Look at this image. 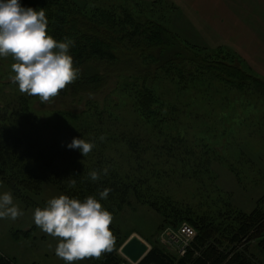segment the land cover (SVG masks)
<instances>
[{"label": "rangeland", "instance_id": "374dc122", "mask_svg": "<svg viewBox=\"0 0 264 264\" xmlns=\"http://www.w3.org/2000/svg\"><path fill=\"white\" fill-rule=\"evenodd\" d=\"M20 1L25 7L45 10L47 31L53 37V18L41 0ZM63 3L70 5L78 17L94 16L101 27L107 26V20L117 22L127 11L152 20L167 27L189 49L187 60L195 56L198 62L213 60L217 66L233 65L264 82V60L256 59L252 66L245 59L252 60L251 53H244L240 46V40L246 38V27H252L257 35L246 33L264 48V10L258 3ZM104 15L112 18L103 19ZM124 52L123 60L131 59L128 70L107 69L104 89L95 94H75L70 84L49 103L20 93L9 79L14 61L0 57V109L12 110L16 105V111L24 114L23 120L14 117L10 122L13 130L22 134L24 146L6 166L0 163V170L3 168L4 173L17 180L36 184L34 191L22 192L29 201L13 196L22 216L16 220L0 219V256L12 264H64L54 252L57 240L43 233L32 215L36 207H45L50 198L60 194L81 200L87 197L69 191L65 179L75 180V167L84 173L82 179L92 170L107 167L108 173L115 171V176L128 186L124 204L120 200L98 199L114 217L110 225L115 236L114 250L99 260L87 259L77 264H99L114 256L125 260L119 249L132 235L143 239L150 250H162L179 261L185 256L178 253L176 234L184 223L192 226L191 222L218 229L216 235L222 239L218 250L225 254L226 263L246 247L229 240L242 217L264 218V95L254 90L256 84H238L227 76L200 70L198 62L164 68L143 64L141 56ZM143 90L150 91L153 97L150 111L139 107L141 100L137 96ZM101 136L103 140L99 139ZM73 138L94 142L95 147L84 157L78 149L67 147ZM133 139L137 140L136 148L128 144ZM96 152L99 155L93 156ZM2 176L0 194L10 192ZM94 190L99 193V188ZM194 229L197 236L198 230ZM195 240L189 243L187 253L193 250ZM261 240L264 236L248 245L247 257L255 264H264Z\"/></svg>", "mask_w": 264, "mask_h": 264}, {"label": "trees", "instance_id": "16d2710c", "mask_svg": "<svg viewBox=\"0 0 264 264\" xmlns=\"http://www.w3.org/2000/svg\"><path fill=\"white\" fill-rule=\"evenodd\" d=\"M63 1L41 0L43 6L47 8L51 18H53L51 25L53 38L60 41L68 37L74 41L70 54L74 58V67L80 69L77 80L71 84L75 94H78V92L95 94L104 89L107 82V69L109 70V68H113L117 72L120 68H122V71H127L128 68L126 66L130 65L131 59L123 60L124 56L122 53L124 50L125 54L131 51L129 53L141 56L143 64L148 62L151 65L156 64L164 68L174 67L177 63L189 62L190 64H195L198 62L195 56H191V59L187 60L189 49L184 48L178 38L174 37L167 27L161 26L152 20L135 17L127 11L122 14V18H118L117 22L107 20V23H105L107 26L101 27L98 19L94 16L90 19L78 17L72 13L70 5L64 4ZM102 18L110 19L112 16L104 15ZM102 66H107L108 68L102 69ZM197 66L200 70L217 73L218 76H227L229 79L237 81L238 84H246L251 81L256 84L254 90L264 95L263 81L251 78L250 75H247L241 69L234 68L233 65L223 67L217 66L213 60L211 62L200 60ZM214 67L217 69H214ZM239 87L243 86L239 85ZM149 92L143 90L141 95L138 92V100H141L139 107L144 111H150V107L154 103L152 101L153 97ZM142 100L144 101L142 102ZM10 106L12 107V105ZM16 109V105L12 110L5 107L2 111L0 109V163L2 166H6L14 158L13 156L20 153L24 146L22 134H17L10 123L14 117L20 119V121L24 119V114L21 110L16 111ZM9 112L12 114L10 117ZM136 142L137 140L133 139L128 144L136 148ZM98 155L96 152L93 156ZM73 170L76 181L75 187L70 186L71 180L65 179L70 188L69 191L75 194H83L84 196H88L89 193L100 199L99 193H95L94 187L99 188V192L109 188L111 191L107 198L103 200H120L121 204H124L125 191L128 186L115 176V171L110 170L107 175H101V178L94 182L89 176L82 179L81 175H84V173H79L76 167ZM0 174L4 175L2 176L3 181L14 197L24 198L25 196H22V192L35 190L36 184L31 180H17L12 175L4 173L3 168H1ZM24 199L29 201L28 197ZM191 225L198 230V233L192 247L193 250L189 251L185 257L175 261L169 258L162 250L152 249L140 264H255L247 257L248 245L255 238L258 239L264 236L263 217H256L255 215L242 217L236 228H233L232 236L229 240L246 247L242 253H236L226 263L225 254L223 252L219 253L218 250V246L222 243V239L216 235L218 229L211 224L206 225V223L202 222H191ZM259 246L264 249V240H261ZM120 261V257L114 256L110 259H103L99 264H120ZM0 264L12 263L9 259L7 260L0 256Z\"/></svg>", "mask_w": 264, "mask_h": 264}, {"label": "clouds", "instance_id": "9594fccd", "mask_svg": "<svg viewBox=\"0 0 264 264\" xmlns=\"http://www.w3.org/2000/svg\"><path fill=\"white\" fill-rule=\"evenodd\" d=\"M47 26L43 8L25 7L20 0H0V57L14 61L9 79L20 93L38 97L41 103H49L80 74L70 54L74 41L68 37L54 39ZM67 147L78 149L86 157L95 144L73 138ZM107 173L105 167L90 171L88 176L95 182ZM75 184L74 179L70 181L71 187ZM110 191H100V199H106ZM22 215L11 192L0 194V219L16 220ZM32 219L43 233L57 240L54 252L64 264L99 260L114 250L115 236L110 229L113 214L93 195L81 200L60 194L50 198L45 207H36Z\"/></svg>", "mask_w": 264, "mask_h": 264}, {"label": "water", "instance_id": "95a60500", "mask_svg": "<svg viewBox=\"0 0 264 264\" xmlns=\"http://www.w3.org/2000/svg\"><path fill=\"white\" fill-rule=\"evenodd\" d=\"M119 251L122 258L131 264H140L151 250L147 243L138 235H132Z\"/></svg>", "mask_w": 264, "mask_h": 264}, {"label": "crops", "instance_id": "0c3cea01", "mask_svg": "<svg viewBox=\"0 0 264 264\" xmlns=\"http://www.w3.org/2000/svg\"><path fill=\"white\" fill-rule=\"evenodd\" d=\"M235 1H237V3H238V0H235ZM245 2L258 3V6L264 10V0H241V3H245ZM255 29L256 28L246 27V31L244 32V34L246 35V38H244L243 40L242 39L240 40L242 42L240 44V46L242 47L241 49L244 51V53L245 52L251 53L252 60H251V58L245 57V59L248 60L250 64H251V62L255 61L256 59L257 60H259V59L264 60V48L261 47L260 43L257 41L256 38H254L253 36H250L249 34L246 33V32H249L251 34H254V36H255V35H257V33L252 31ZM262 62L264 63V61H262ZM251 65L253 66V64H251Z\"/></svg>", "mask_w": 264, "mask_h": 264}, {"label": "built area", "instance_id": "2783aa9c", "mask_svg": "<svg viewBox=\"0 0 264 264\" xmlns=\"http://www.w3.org/2000/svg\"><path fill=\"white\" fill-rule=\"evenodd\" d=\"M176 237L178 238V246L176 247L179 249L178 253H180L181 256H185L187 253V247L189 246V243L193 242L196 239V232L195 230L188 224H183L179 231L176 234ZM120 264H131L127 260H122L119 262Z\"/></svg>", "mask_w": 264, "mask_h": 264}]
</instances>
